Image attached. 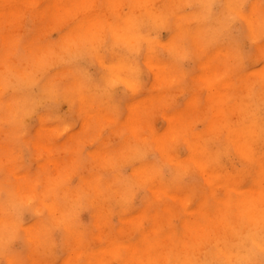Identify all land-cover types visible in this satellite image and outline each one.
I'll return each instance as SVG.
<instances>
[{
  "label": "clouds",
  "instance_id": "clouds-1",
  "mask_svg": "<svg viewBox=\"0 0 264 264\" xmlns=\"http://www.w3.org/2000/svg\"><path fill=\"white\" fill-rule=\"evenodd\" d=\"M0 264H264V0H0Z\"/></svg>",
  "mask_w": 264,
  "mask_h": 264
}]
</instances>
